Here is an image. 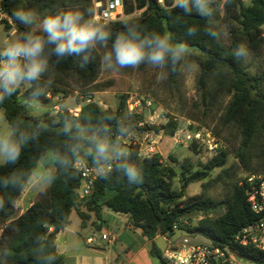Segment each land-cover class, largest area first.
Wrapping results in <instances>:
<instances>
[{"label": "trees", "instance_id": "16d2710c", "mask_svg": "<svg viewBox=\"0 0 264 264\" xmlns=\"http://www.w3.org/2000/svg\"><path fill=\"white\" fill-rule=\"evenodd\" d=\"M227 0L216 1L211 5L212 17H202L195 10L188 15L181 8L174 7V0H126L125 13L131 14L136 9L145 8L142 16L129 19L139 25L142 33L157 32L161 35L169 34L173 43L185 42L197 46L205 59L200 60L201 73L199 77L200 91L204 99H215L217 95H232L220 124L224 127L235 126L240 131V147L235 153L243 169L250 172L247 159L250 149L255 141L264 133V72L252 76L246 72L242 60L234 57L233 52L237 45L243 44L252 51H259L264 47V0ZM2 8L10 17L11 24L4 21L7 31L15 30L16 34L33 31L42 35L35 26H25L12 19L14 10H31L42 19L45 15L69 9L85 11L93 9L92 0H3ZM221 11L231 37V44L218 43L210 37L205 29L209 27V20L214 21L213 27H219ZM87 16V13H85ZM123 21L110 22L108 27L113 33V39L119 32L124 31ZM197 28L194 36L186 34L187 27ZM112 41H109L111 46ZM197 51V50H196ZM91 60L81 66L80 57H66L59 62L52 56L49 66L57 75L70 76L79 87H90L91 92L104 91L106 87L97 85L96 80L100 74L101 61L97 50L91 53ZM181 65L177 71L168 72L167 86L179 90V77ZM213 79L212 89L208 82ZM50 80L43 79L42 82ZM51 83L47 85V92L54 95L58 90ZM29 87L23 94L19 89L14 95L8 97L2 105L5 118L9 122L19 123L32 131L40 129L38 140L30 142L23 150L20 160L15 165L0 166V176L8 175L14 171L26 170L36 161H40L49 149L62 147L67 141L61 133V125L65 118L78 121L81 124L96 121L104 114H111L124 118L130 125L132 133L135 131L160 133L173 136L178 124L169 119L166 125H147L141 114L129 113L127 109V95L119 97V104L115 110L102 109L97 103L90 101L81 107L78 115L68 110H61L55 114L32 116L24 105L29 96ZM47 93V94H48ZM21 97L23 102L20 101ZM46 96L41 98V102ZM113 128L115 121H107ZM197 152V145L190 146ZM228 154L220 151L213 156L202 168L194 169L190 161L179 163L178 159L170 157L173 163H179V172L174 167L163 162L161 155L154 154L142 158L137 150L130 152L129 162L140 170L141 179L138 183H129L127 178L118 171H113L107 179L97 177L94 192L86 198L79 197L81 175L78 170L65 175L58 173L57 180L48 188L47 196L35 201L22 215L13 219L16 213L15 206L7 204L4 212H0V264H34V240L37 235H44L50 240V223L58 221L62 228L70 224V216L75 211L81 220V226L94 217V226L101 229L104 222L105 210L127 213V224L132 231H138L141 242L151 241L157 236L168 239L174 233V226L195 213L209 214L225 206L223 214L216 218L203 217L196 226L186 229L195 235L211 241L220 246L232 244L235 235L250 224L257 223L264 218V210L256 214L248 201L250 185L247 178L228 185L226 199L214 200L203 193L186 196L189 185L202 182L215 170L223 168L227 163ZM91 162L90 159H88ZM179 177L180 190L173 188V180ZM24 190V189H23ZM23 191L0 188V198L7 200L11 197L15 202ZM47 227H44V224ZM183 225H181L182 227ZM48 252L57 257L55 264H65L64 258L56 248H49ZM239 253L249 263L264 264V252L252 247H239ZM150 254L162 264H167L162 256L151 249Z\"/></svg>", "mask_w": 264, "mask_h": 264}, {"label": "clouds", "instance_id": "9594fccd", "mask_svg": "<svg viewBox=\"0 0 264 264\" xmlns=\"http://www.w3.org/2000/svg\"><path fill=\"white\" fill-rule=\"evenodd\" d=\"M216 0H174V7L181 8L190 15L193 10L202 17H212L211 5ZM227 2V0H225ZM87 13V16L86 14ZM12 19L20 24L35 26L42 35L27 31L17 35L0 48V105L14 95L22 86L31 88L29 96L24 100L25 107L36 113L42 108L41 98L47 94V85L42 76L49 68L52 56L60 60L80 57L81 66L91 60L90 53L98 46L107 48L111 40V50L101 57V67L105 70L119 71L123 68H138L148 64L160 69L158 80L165 79L170 68L177 71H192L195 65L183 63L186 57L193 54V49L185 42L173 43L169 34L151 32L142 33L139 25L131 20H123L124 31L113 39V33L106 23L95 19L93 9L85 11L66 10L45 15L42 19L31 10L17 9ZM206 33L218 43L228 38L227 28L213 27L214 21L209 20ZM197 28L189 26L188 36H194ZM233 55L238 60L248 61L250 52L243 44L234 49ZM107 121H115V127ZM61 133L67 137L62 147L49 149L44 163L36 161L26 170L14 171L0 176V188L23 191L31 184L34 189L51 186L58 178V173L68 175L85 159L91 160L95 171L107 179L115 170L123 174L129 183H138L141 179L140 170L129 162L130 153L123 141L132 135V128L124 118L111 114L102 115L95 124H81L65 118L61 125ZM40 129L29 131L19 123L9 122L0 114V166L15 165L20 160L24 148L32 141L38 140ZM6 203L15 206L11 197L5 201L0 198V212L5 211ZM47 227L45 223L43 225ZM34 264H55L57 257L48 252L56 247L54 241L44 235H37L34 240Z\"/></svg>", "mask_w": 264, "mask_h": 264}, {"label": "rangeland", "instance_id": "374dc122", "mask_svg": "<svg viewBox=\"0 0 264 264\" xmlns=\"http://www.w3.org/2000/svg\"><path fill=\"white\" fill-rule=\"evenodd\" d=\"M246 3L249 1L246 0ZM224 11H221V21L219 26L227 28L224 19ZM142 13H135L125 19H137ZM124 19V20H125ZM0 25V48L9 41L13 40L17 34L15 30L7 31ZM35 29H38L35 27ZM228 31V28H227ZM229 33V31H228ZM224 45L231 44L230 34L227 39L222 41ZM100 56L111 50L108 44L107 48L97 47ZM250 56L247 62L242 60V65L246 72L252 76L259 75L264 72V47L255 52L248 49ZM205 59L204 55L196 50L193 54L186 57L183 63L195 65L192 71H181L179 77V90L171 89L167 86V77L158 80L160 69L154 68L148 64H141L138 68H123L119 71H110L100 68V74L96 80L97 85L106 87L101 92H91L90 87H79L74 79L70 76L57 75L49 66L48 70L42 76L43 79L52 81V85L58 90L54 95L46 94V100L42 102V108L36 113L29 111L32 116H44L46 114H55L61 110H68L70 113L79 114L81 107L86 103L93 101L102 109L115 110L119 104V97L127 95V109L134 107L137 114L144 117V123L150 126L166 125L169 119H174L178 124V129L173 136L165 135L164 132L158 134L152 132L135 131L132 135L123 141L124 146L129 151L137 150L140 157H145L147 153V145L155 141L156 154L161 155L165 164L171 165L179 172V163L190 161L196 169H201L202 165L207 163L213 156L219 154L220 151H226L228 154L227 163L223 168L215 169L207 179L202 182L193 183L186 189V196H194L203 193L205 196L214 200L222 201L226 199L228 193V185L236 181L251 176L264 175V133L255 141V145L250 149L247 164L250 172H246L235 153L240 147V131L235 126L224 127L220 124V118L224 114L228 104L232 99V95L221 94L215 99L204 97L200 91L199 77L201 73L200 60ZM213 79L208 82V88L212 89ZM29 86H22L23 94ZM51 90V88H47ZM23 102V98L20 99ZM147 102L152 105L146 108ZM136 105V106H135ZM4 117V112L1 111ZM199 134V140L194 139V135ZM177 135L175 142L174 137ZM190 135L191 139L187 140L186 136ZM197 145V152L190 149L192 144ZM142 149L140 152L139 150ZM170 157L178 159L179 163H173ZM85 161L89 162L88 158ZM43 165V159L40 160ZM181 184L177 176L173 180V188L180 190ZM48 188L34 189L31 184L26 185L22 194V199L16 202V213L13 216L17 218L27 202H35L47 196ZM21 194V195H22ZM225 206L209 214L195 213L181 221L186 228L194 227L205 216L216 218L223 214ZM71 229H75V224L79 218L75 211L71 213ZM119 219L112 213L105 212L103 219L109 232H117L116 221ZM186 221V223L184 222ZM2 230H0L1 236ZM89 235V233H86ZM194 243H201L205 240L200 235L191 237ZM155 249L157 254L163 257L165 250L168 248V242L164 237L158 236L147 244V251ZM150 264H162L158 258L152 257ZM252 264V263H246Z\"/></svg>", "mask_w": 264, "mask_h": 264}, {"label": "built area", "instance_id": "2783aa9c", "mask_svg": "<svg viewBox=\"0 0 264 264\" xmlns=\"http://www.w3.org/2000/svg\"><path fill=\"white\" fill-rule=\"evenodd\" d=\"M0 0V23L4 21L11 24L10 17L2 8ZM223 3L225 0H216ZM94 6L95 19L101 23H110L123 21L125 18L132 16L135 13L144 12L143 9H136L131 14L125 13L126 0H92ZM163 4L164 0H158ZM151 103L147 102L146 108L151 107ZM136 106V105H135ZM129 113H136L134 107H128ZM74 114V113H73ZM77 115V114H74ZM177 135L174 137L175 142ZM200 135H194L195 140H199ZM186 139H191L190 135ZM155 141L147 145V154L145 157L156 154ZM140 152L142 149L139 150ZM143 157V158H145ZM77 170L81 175V187L79 189V197L86 198L94 192L95 181L99 176L91 162L85 161L83 165L78 166ZM250 185L248 191V201L251 204L252 210L259 214L264 210V175L251 176L247 178ZM186 223V221H184ZM181 223H176L174 230L177 228L186 229ZM160 236V235H159ZM158 237V236H157ZM168 242V248L163 254V259L167 264H246L249 263L239 253V247H252L264 252V218L257 223L250 224L240 230L234 237L232 244L214 245L211 241L194 243L191 237H182L173 242L165 236H162ZM102 239L114 240L115 237L107 234H102ZM88 243L94 242L93 238H89Z\"/></svg>", "mask_w": 264, "mask_h": 264}, {"label": "crops", "instance_id": "0c3cea01", "mask_svg": "<svg viewBox=\"0 0 264 264\" xmlns=\"http://www.w3.org/2000/svg\"><path fill=\"white\" fill-rule=\"evenodd\" d=\"M22 196L23 194L17 201H20ZM33 203L27 202L19 216ZM105 212L112 213L109 210H105ZM114 215L119 217V219H113L117 225L116 233L109 232L105 220L101 223V229L97 230L94 226V217L87 222L85 227L81 226V220L78 217L79 221L75 224V229L72 230L70 219V224L62 228L54 238L56 251L62 255L65 264H150L152 256L146 246L152 240L141 242L139 232L129 228L126 217ZM50 232H53V228L50 229ZM102 234L114 236L115 239L111 241L102 239ZM89 238H93L94 242L88 243ZM203 239L204 242L207 241V239Z\"/></svg>", "mask_w": 264, "mask_h": 264}, {"label": "water", "instance_id": "95a60500", "mask_svg": "<svg viewBox=\"0 0 264 264\" xmlns=\"http://www.w3.org/2000/svg\"><path fill=\"white\" fill-rule=\"evenodd\" d=\"M178 43V42H177ZM193 50H197L199 51L200 49L197 46H193V45H189ZM109 211L112 212L113 214H117V215H121V216H128L127 213L124 212H115L113 210H111V208H109ZM50 227L53 228V232L51 234L50 240L54 241L55 236L59 233V231L62 229V225L58 222V221H53L50 223ZM195 233L191 232L187 229H183V228H177L174 230L173 235L170 237L171 241L175 242L178 239L182 238V237H192L194 236Z\"/></svg>", "mask_w": 264, "mask_h": 264}]
</instances>
